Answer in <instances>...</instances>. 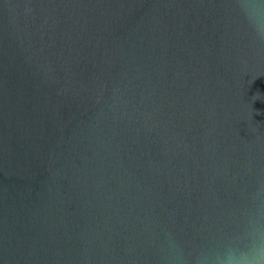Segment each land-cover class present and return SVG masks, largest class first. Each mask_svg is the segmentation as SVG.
<instances>
[{
	"label": "water",
	"instance_id": "1",
	"mask_svg": "<svg viewBox=\"0 0 264 264\" xmlns=\"http://www.w3.org/2000/svg\"><path fill=\"white\" fill-rule=\"evenodd\" d=\"M0 264H264V0H0Z\"/></svg>",
	"mask_w": 264,
	"mask_h": 264
}]
</instances>
